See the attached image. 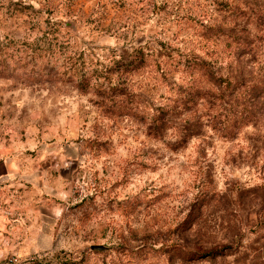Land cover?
<instances>
[{"label": "rangeland", "instance_id": "obj_1", "mask_svg": "<svg viewBox=\"0 0 264 264\" xmlns=\"http://www.w3.org/2000/svg\"><path fill=\"white\" fill-rule=\"evenodd\" d=\"M3 162L0 264H264V0H0Z\"/></svg>", "mask_w": 264, "mask_h": 264}, {"label": "crops", "instance_id": "obj_2", "mask_svg": "<svg viewBox=\"0 0 264 264\" xmlns=\"http://www.w3.org/2000/svg\"><path fill=\"white\" fill-rule=\"evenodd\" d=\"M3 164L4 166L0 169V186L2 188V190H0V197L12 194L13 200L8 206L4 207L2 205L0 208L5 209L7 215L10 214L15 217H13L11 223L9 222L10 229L7 228L6 224L4 225L3 221H0V235L4 236L5 233L1 230H5L9 232L8 235L6 234V238L10 240L17 238H34L35 230H33V225L38 222V217L41 216L42 206H37L34 201L26 202V204L20 201L22 195L20 186L24 184L23 180H27L28 178L33 179L34 173L32 171L23 172V170L15 166V164L10 165V162H3ZM6 187H12L10 191L7 192L8 194L5 193ZM47 207L50 208L49 205H47ZM1 216L4 217V213L0 211V218Z\"/></svg>", "mask_w": 264, "mask_h": 264}, {"label": "water", "instance_id": "obj_3", "mask_svg": "<svg viewBox=\"0 0 264 264\" xmlns=\"http://www.w3.org/2000/svg\"><path fill=\"white\" fill-rule=\"evenodd\" d=\"M105 248H106V246H104V245H93V246H92V249L103 250V249H105Z\"/></svg>", "mask_w": 264, "mask_h": 264}, {"label": "built area", "instance_id": "obj_4", "mask_svg": "<svg viewBox=\"0 0 264 264\" xmlns=\"http://www.w3.org/2000/svg\"><path fill=\"white\" fill-rule=\"evenodd\" d=\"M3 264H13V262L8 261V262H5V263H3Z\"/></svg>", "mask_w": 264, "mask_h": 264}]
</instances>
